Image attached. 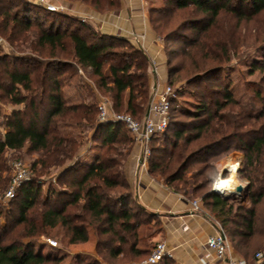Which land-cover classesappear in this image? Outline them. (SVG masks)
Listing matches in <instances>:
<instances>
[{
	"label": "trees",
	"instance_id": "obj_1",
	"mask_svg": "<svg viewBox=\"0 0 264 264\" xmlns=\"http://www.w3.org/2000/svg\"><path fill=\"white\" fill-rule=\"evenodd\" d=\"M68 1L89 5L101 14L117 15L121 10V0ZM149 1L150 24L164 43L168 85H200L229 68L242 47L264 49L263 31L256 28L248 35L252 40L242 45L241 28L242 23L264 19V0ZM0 38L17 53L27 49L38 57L1 56L0 45V99L13 107L0 138V202L9 189L6 152L37 156L29 167L34 179L14 198L16 212L0 211V220L12 219L11 226L0 225V264H61L64 259L36 250L37 239L61 229L71 245L83 244L90 239L89 226L109 245L110 259L119 261L126 252L138 261L147 259L151 252L140 248L141 233L155 216L134 205L124 171L134 142L124 125L99 124L95 100L70 103L63 74L73 71L71 79L78 70L87 72L96 89L109 96L115 113L141 121L152 99L151 60L124 39L27 0H0ZM176 44L181 48L172 50L170 46ZM45 53L48 56L43 57ZM263 64H253L251 75L264 72ZM177 92L184 93L179 88ZM195 96L200 102L187 115L193 123L184 128L179 123L175 141L168 140L167 147L150 148L148 173L186 200L194 201L192 197L200 194L203 206L211 209L229 242L248 262L255 246H264V84L253 91L242 113L241 103L226 84L217 90L205 88ZM182 111L179 102L172 105L170 125L161 136L168 134ZM75 129L80 132H71ZM234 141V149L245 155L244 204L213 193L205 174L214 168L208 160H199L205 154L213 158L214 151ZM97 143L104 153L88 163L83 154ZM195 165L203 167L193 171ZM53 170L59 174L57 183L73 178L65 189L50 187L42 196L37 179ZM118 189L124 192L114 194Z\"/></svg>",
	"mask_w": 264,
	"mask_h": 264
},
{
	"label": "rangeland",
	"instance_id": "obj_2",
	"mask_svg": "<svg viewBox=\"0 0 264 264\" xmlns=\"http://www.w3.org/2000/svg\"><path fill=\"white\" fill-rule=\"evenodd\" d=\"M64 1L65 0L61 1L60 5H62V2ZM64 7L65 9L68 10V6H64ZM65 13L69 14L68 12H65ZM85 21L87 22L88 20H85ZM258 21L259 22L257 23L252 22L249 24H244V23L241 24L242 45L247 39L252 40L251 37H248V35L250 33H254L256 28H259L261 31L264 32V19H261ZM87 24L89 23L87 22ZM0 42H1L0 45L2 46V51H3L1 56L11 55L12 53H15L16 56H27L31 58L33 57L38 58L35 53H31V51L27 49L23 51L24 52L23 54L17 53L2 38H0ZM161 43H162V47L164 50V43L163 42ZM248 43H250V41H248ZM170 48H172V50H179L181 48V44L171 45ZM263 50L264 49L258 50V51H252L251 48L242 47L241 49L242 53L240 52L238 58H235L232 61L229 68H226L224 72L219 75H214L210 77L209 79H207L204 83H201L200 85L185 86V87H183V85L181 84L167 85V86L172 87L176 91H177V88H179L180 90L183 89V92H184L183 94L180 95V93L177 92L178 102L181 104L182 110H183L182 115L180 114L177 117L176 122L173 123L167 135L159 136L153 139L154 141L151 142L149 150L152 147H159V146L167 147L166 142L168 140L170 143L175 141L174 134L180 128V126H178L179 123L183 124V128L185 124L193 123V121L190 118H188L187 115L194 110L195 104L200 102V100L195 95L199 96L200 92L202 93V91L205 88L206 89L210 88L211 90H217L220 88L222 84H226L230 86L232 92L235 94L236 100H238V102L241 103V106L238 109H240L239 111L240 113H242V106L247 107L251 103V97L253 95V91L257 89L259 86H262L264 84V72L258 71L254 75H251V69H252L253 64L264 62V51ZM46 56H48V53H45L43 57H46ZM73 73H74L73 71H67L63 74V77L66 79L65 93L70 103H78L82 101L90 103L95 100L97 106L101 105L102 103H107L108 108L113 110L109 96L96 89L95 79H92L87 72L85 73L80 70H78V73L76 76H74V78L70 79L69 77ZM0 96H2L1 93H0ZM12 109L13 107L7 103V100L4 97H1L0 99V138L3 137V135L5 134V125L7 122V117L11 114ZM123 113L124 112H122V114ZM71 132L79 133L80 131L78 129H75V130H71ZM128 135L130 136L129 133ZM133 142L135 144L134 140ZM134 144L132 145L133 147H134ZM236 144H237V141H234L226 146H223V148L217 151H214L215 154H212L214 156L213 158L209 157L210 154L209 155L205 154L200 157L199 160L201 161L208 160L209 166L212 165L214 168L212 170L207 171V173L205 174V177H208L210 180V185L208 188L211 191L214 186V183L217 181L219 177V173L221 172H222L221 173L222 178H229L231 176H235L237 180L240 181L242 186H245V187L247 186L248 182L245 179H243L241 175L242 169L244 167L245 155L241 151H237L234 149ZM90 152L91 153L93 152V154L104 153V150L101 147V143H97L94 146H92ZM89 156H92V154H90ZM149 156H152L151 152H149ZM35 158H37L36 155L30 154L26 151L6 152L4 156V161H5V166H6L5 177H7L9 187L11 184V179L13 177V164L15 162H21L29 168L32 160H34ZM143 160L146 161L147 164L149 163V157L145 159L143 156ZM236 164H237V168L235 167ZM202 167L203 165H198V166L195 165L192 168V170L195 171L198 168H202ZM58 175L59 174L53 170L51 171L50 174L43 176V177H39V179H37L38 181L37 184L42 187V191H41L42 196L48 192L50 187L56 188L58 190L65 189L66 182H68L69 180L73 178V175H71V176H68L67 179H64L62 182L57 183ZM187 177H189V175H187ZM33 179H34V175H33ZM157 180L161 181L160 177ZM122 192H124L122 189H118L114 191L113 193L120 194ZM199 196L200 194H197L193 196L192 199H194V201L200 202L201 198ZM4 197H5V194H4ZM4 197L1 199V202H0V211H2L3 214L12 212V211L16 212V207L14 206V203H13L14 200L5 201ZM186 198H189V197H186ZM244 198H245V194H242V196L238 198L237 201H241ZM233 201L234 200H231V202ZM206 210L213 217L214 214H212L211 209L207 207ZM10 224H12V219L2 218L0 220L1 226L8 227V226H11ZM159 227H160V222L157 219H155L149 226L143 227V230L141 233L143 237H142V242L140 243V248H142L143 250H148L150 252L154 250L157 243L151 240V236L153 233H156V231H158ZM19 229L20 227L15 230L14 232L15 237ZM88 230L90 234L89 241L87 243L76 244V245H71L69 243V239L64 237L65 232L63 233L61 229L55 230L51 232L49 236H42L37 239V243H35L37 244L36 250L42 251L45 254L51 253L57 256L58 258L64 259L61 264H86L87 262H91V261H97L100 264H142L145 260H147V259H143L142 261H138L129 252H126L125 258H122L119 261L110 259L108 255L109 249L107 247L109 245H106V243L103 244L105 239L101 237L100 234L97 233L94 227L89 226ZM48 242H54L57 245L56 247H52ZM113 246L114 245H110L111 248ZM259 252L264 253V246L262 247L257 244V246H255V250H253L250 253L249 257L251 258H248V262H250V264L254 263L255 256ZM168 264H171V263H168Z\"/></svg>",
	"mask_w": 264,
	"mask_h": 264
},
{
	"label": "crops",
	"instance_id": "obj_3",
	"mask_svg": "<svg viewBox=\"0 0 264 264\" xmlns=\"http://www.w3.org/2000/svg\"><path fill=\"white\" fill-rule=\"evenodd\" d=\"M62 5L68 6L69 15L88 20L89 25L100 33L124 39L147 54L152 63L149 77L152 97L155 92H161L168 85L167 61L162 43L150 24L149 0H121V10L117 15L101 14L89 5L68 0L62 2ZM83 155L92 163L97 154L89 151ZM124 171L134 205L143 208L160 222V227L152 234L151 240L165 244L172 255V263L235 264L237 260L244 259L231 243L224 261H218L213 254L207 258L206 243L211 236L216 235L220 223L210 215L201 201L200 210L195 212L194 201L173 193L161 181L152 178L148 173V164L143 160L142 145L134 144ZM159 264L166 263L163 261Z\"/></svg>",
	"mask_w": 264,
	"mask_h": 264
},
{
	"label": "built area",
	"instance_id": "obj_4",
	"mask_svg": "<svg viewBox=\"0 0 264 264\" xmlns=\"http://www.w3.org/2000/svg\"><path fill=\"white\" fill-rule=\"evenodd\" d=\"M63 0H27L30 4L41 7L50 13H65L68 12L64 6L60 5ZM86 22L85 20H82ZM1 43V42H0ZM178 102V94L175 89L170 86L163 88L161 92H155L150 102L149 115L141 121L134 120L131 116L126 114H117L109 109L107 103H102L98 106L99 122L119 123L125 126L130 136L135 143L142 145L143 156L145 159L149 157V145L153 138L159 137L166 132L171 121L172 105ZM237 168V164L235 165ZM235 168V169H236ZM224 171V170H223ZM222 173V172H221ZM219 173L217 181L214 183L212 190H215L219 179H223ZM33 175L30 169L21 162L13 164V177L7 192L5 193V201H12L17 196L19 191L27 183L31 182ZM194 211L200 210L199 202H193ZM52 247H56V243L48 242ZM231 245L224 232L219 226L216 235L211 236L205 246L207 258L213 254L218 261H224L230 251ZM172 259L171 253L167 250L164 243H157L151 255L142 264H159L165 260ZM264 262V253L259 252L255 256L253 264H261ZM235 264H249L246 260H237Z\"/></svg>",
	"mask_w": 264,
	"mask_h": 264
},
{
	"label": "bare ground",
	"instance_id": "obj_5",
	"mask_svg": "<svg viewBox=\"0 0 264 264\" xmlns=\"http://www.w3.org/2000/svg\"><path fill=\"white\" fill-rule=\"evenodd\" d=\"M220 181L217 182V186L215 190L219 193L228 194L231 192H235V189L238 186H242L240 181L237 180L235 176H231L229 178L219 179Z\"/></svg>",
	"mask_w": 264,
	"mask_h": 264
},
{
	"label": "water",
	"instance_id": "obj_6",
	"mask_svg": "<svg viewBox=\"0 0 264 264\" xmlns=\"http://www.w3.org/2000/svg\"><path fill=\"white\" fill-rule=\"evenodd\" d=\"M149 112H150V108H148V110L146 112V116L149 115ZM106 123H110V122H99L100 125L106 124ZM212 192L215 193V194H217V195H220L224 199L234 200V201H237V199L240 198L242 196V194H245V198L243 200L237 201L240 204H244L246 202V200H247L246 199V187L245 186H238L235 189V192H231V193H228V194L219 193L216 190H212Z\"/></svg>",
	"mask_w": 264,
	"mask_h": 264
}]
</instances>
